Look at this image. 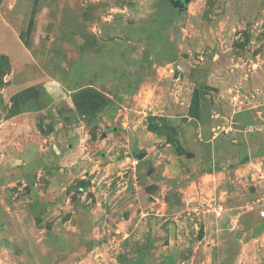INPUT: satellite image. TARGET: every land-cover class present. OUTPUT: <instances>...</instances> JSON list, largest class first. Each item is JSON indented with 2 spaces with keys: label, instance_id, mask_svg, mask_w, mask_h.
Returning a JSON list of instances; mask_svg holds the SVG:
<instances>
[{
  "label": "rangeland",
  "instance_id": "rangeland-1",
  "mask_svg": "<svg viewBox=\"0 0 264 264\" xmlns=\"http://www.w3.org/2000/svg\"><path fill=\"white\" fill-rule=\"evenodd\" d=\"M262 211L264 0H0V264H264Z\"/></svg>",
  "mask_w": 264,
  "mask_h": 264
},
{
  "label": "built area",
  "instance_id": "built-area-1",
  "mask_svg": "<svg viewBox=\"0 0 264 264\" xmlns=\"http://www.w3.org/2000/svg\"><path fill=\"white\" fill-rule=\"evenodd\" d=\"M224 213H225V210H224L223 206L222 205H219L216 208L217 217L221 218ZM261 217L264 218V211L261 212Z\"/></svg>",
  "mask_w": 264,
  "mask_h": 264
},
{
  "label": "water",
  "instance_id": "water-1",
  "mask_svg": "<svg viewBox=\"0 0 264 264\" xmlns=\"http://www.w3.org/2000/svg\"><path fill=\"white\" fill-rule=\"evenodd\" d=\"M145 153L144 154H140V155H138V158H140V159H142L143 157H145Z\"/></svg>",
  "mask_w": 264,
  "mask_h": 264
}]
</instances>
